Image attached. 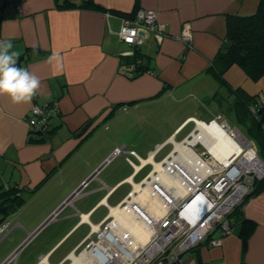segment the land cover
Wrapping results in <instances>:
<instances>
[{
  "label": "crops",
  "instance_id": "0c3cea01",
  "mask_svg": "<svg viewBox=\"0 0 264 264\" xmlns=\"http://www.w3.org/2000/svg\"><path fill=\"white\" fill-rule=\"evenodd\" d=\"M94 1L103 8H60L56 0L0 5V41H10V51L22 57L18 66L41 81L30 103L0 94V192L13 188L23 200L4 216L0 263L16 250L7 264H91L77 257L83 243L115 222L155 162L197 128L191 117L206 121L204 114L223 105L231 110L233 89L257 102L264 97V76L252 80L237 64L220 76L209 68L225 38L226 15L253 12L259 0ZM142 8L156 11L165 35L146 33L139 48L148 69L132 74L123 67L132 47L117 35L119 16ZM186 22L189 44L177 38ZM52 99L58 114L51 132L44 138L29 133L30 107ZM173 104L187 107L174 126ZM157 119L168 128L155 129ZM115 147L121 152L111 156ZM242 215L254 222L245 251L236 224L220 244L200 243L175 264H264V191L243 202ZM109 232L120 243L118 225Z\"/></svg>",
  "mask_w": 264,
  "mask_h": 264
},
{
  "label": "built area",
  "instance_id": "2783aa9c",
  "mask_svg": "<svg viewBox=\"0 0 264 264\" xmlns=\"http://www.w3.org/2000/svg\"><path fill=\"white\" fill-rule=\"evenodd\" d=\"M3 0H0V5ZM18 5V4H17ZM17 7V6H16ZM120 24L117 30L119 39L131 46L126 52L130 55L133 47L141 45L146 33L160 39L164 34L163 26L157 20V13L153 9L142 8L134 11L131 15H120ZM143 31V34L139 31ZM192 32L189 24L183 23L177 38L189 44ZM126 72H132L134 63L123 65ZM123 109H126L123 106ZM251 111L256 118L264 117V97L251 105ZM58 114L57 100L52 99L43 103H33L25 116L28 127L37 135H44L51 126V119ZM197 127V119L191 117ZM220 123L221 127L235 137L237 128L221 118L220 114L214 115L208 120ZM198 133V128L190 132L184 138L182 145L190 146L193 150L189 154L182 155L174 147L160 162L159 168L150 171L139 183L138 188L129 192L122 206H127L134 216H141L144 225L150 230L148 239L139 247L131 249L120 242L117 249L126 258L123 262L114 261L110 255L108 238L113 237L109 230L113 224L112 220L107 221L95 233V237H89L77 257L88 256L91 264H174L180 261L181 255L186 250L200 244L218 245L221 237L231 232L228 220V213L237 205L243 196L249 192L255 179L264 177V161L259 157L255 147L250 140L249 145L253 148L256 157L262 164V169L255 174L244 175L246 172L234 174L232 170L233 159L228 163H214L213 168L207 167L208 158L211 154L197 139L194 143L188 141ZM197 145L204 148L209 157L204 158V151H198ZM121 152L120 147H115L112 155ZM132 152V151H131ZM133 153V152H132ZM189 155V157H188ZM193 158V162H191ZM110 156L103 162L109 161ZM250 177V181H248ZM84 183V182H83ZM147 190L151 197L161 203L163 212L156 215L151 212L145 203H141L139 198L140 190ZM264 191V188H262ZM79 189L73 192L78 194ZM55 212L50 218L54 217ZM8 221L6 218L0 220V239L6 233ZM218 231L217 235H213ZM117 239L116 236H114ZM130 243V242H129ZM16 250L7 256L0 264L13 262ZM104 259V260H103ZM106 259V260H105Z\"/></svg>",
  "mask_w": 264,
  "mask_h": 264
},
{
  "label": "trees",
  "instance_id": "16d2710c",
  "mask_svg": "<svg viewBox=\"0 0 264 264\" xmlns=\"http://www.w3.org/2000/svg\"><path fill=\"white\" fill-rule=\"evenodd\" d=\"M137 2L135 0V4ZM56 4L60 8H103L94 0H56ZM134 11L131 10L127 15H131ZM30 50L31 52L36 50L37 54L41 52L38 49L26 47V51ZM129 63H134L132 72H130L132 74H140L148 69V66L143 62L139 46L133 47L132 54L125 55L124 65ZM231 64H237L252 80L264 76V0H259L253 12L226 15L225 38L209 68L220 76ZM232 91L236 96L230 109L245 129L247 138L255 144L259 157L264 161V125L251 111V105L257 101L254 96L245 93L242 89H233ZM51 130L50 126L47 133L39 136L44 138ZM28 131L33 133L29 127ZM262 188H264V177L255 179L249 192L227 215L231 228L236 224L239 225L238 235L242 241L243 251L247 248V240L254 228V222L243 217L242 204L249 196L261 191ZM22 201L13 188L1 191L0 220L4 219L10 208L20 205ZM240 264H244V262Z\"/></svg>",
  "mask_w": 264,
  "mask_h": 264
},
{
  "label": "bare ground",
  "instance_id": "6f19581e",
  "mask_svg": "<svg viewBox=\"0 0 264 264\" xmlns=\"http://www.w3.org/2000/svg\"><path fill=\"white\" fill-rule=\"evenodd\" d=\"M197 123L198 133H194L193 138L191 140L188 138V141L194 143L199 139L204 147L208 149L211 156L208 158L209 163H207V167L213 168L212 164L214 163H228L233 159L232 170L234 174L249 170L259 172L262 169V164L256 157L249 142L242 135L245 142L238 137V130L235 132V137H232L227 130L221 127L220 123L213 121L209 124L208 121L199 119H197ZM174 147L178 149L182 155H187L189 151L193 150L190 146L182 145L180 141L176 142ZM191 162H193V158H191ZM155 163V168H159V163ZM136 188H138V185L135 186V189ZM138 196V200L141 203H145L150 211L154 212L157 216L163 212L161 203L151 197L147 190H140ZM116 218L114 223L118 225V229H121L123 235L120 242H123L131 249L142 246L146 242L150 230L145 227L144 220L140 215L134 216L127 206H121L119 215L116 216ZM118 241L114 237L108 238L110 246L109 252L113 259H115L114 261L123 262L126 256L117 249V245L119 244ZM83 259H85L86 262H90L89 257L86 255L83 256Z\"/></svg>",
  "mask_w": 264,
  "mask_h": 264
},
{
  "label": "clouds",
  "instance_id": "9594fccd",
  "mask_svg": "<svg viewBox=\"0 0 264 264\" xmlns=\"http://www.w3.org/2000/svg\"><path fill=\"white\" fill-rule=\"evenodd\" d=\"M12 48L10 41H0V94L7 95L14 104L30 103L41 88V81L28 69L18 66L19 54L10 51Z\"/></svg>",
  "mask_w": 264,
  "mask_h": 264
},
{
  "label": "rangeland",
  "instance_id": "374dc122",
  "mask_svg": "<svg viewBox=\"0 0 264 264\" xmlns=\"http://www.w3.org/2000/svg\"><path fill=\"white\" fill-rule=\"evenodd\" d=\"M192 37V36H191ZM171 107V111H172V115H171V123H172V126H174V122H175V120L177 119V117L178 116H180V114L181 113H184L185 111H186V108L187 107H185V106H178L177 104H173L172 106H170ZM226 107H228L227 105L226 106H224L223 105V107H221L218 111H214V113H213V115H208V117H207V113L206 114H204L203 115V117H204V119L206 120V121H208L209 119H211L214 115H217V114H220L221 115V118L222 119H224L225 118V120L230 124V126L231 127H235V128H237V130H238V137L243 141V142H245V140H244V138L242 137V136H244V137H248V135H247V133H246V131H245V129L243 128V126H241V124H240V122H239V120L238 119H236V116H235V114H234V112L232 111V110H228V108H226ZM169 109V108H168ZM165 110L164 112H163V116H167V115H169V111L170 110ZM163 118V117H162ZM161 118V119H162ZM261 120H264V118H260ZM158 120H160V119H157L156 120V126H155V129H157V130H159V128H168V126H160L159 124L161 123L160 121H158ZM166 122V121H165ZM150 129H152V127L150 126L149 127ZM242 135V136H241ZM255 145V144H254ZM253 145V146H254ZM256 148V147H255ZM197 149H198V151H200V150H202V151H204V153H205V157L204 158H208L210 155H209V153L203 148L202 149V147L201 146H199V145H197ZM159 156H157L156 157V159L158 158ZM239 158V157H238ZM237 158V159H238ZM108 162V161H107ZM248 175V176H250V175H252L253 176V174H255V172L253 171V170H249V171H247L246 173H244V175ZM248 181H250V177H248Z\"/></svg>",
  "mask_w": 264,
  "mask_h": 264
},
{
  "label": "water",
  "instance_id": "95a60500",
  "mask_svg": "<svg viewBox=\"0 0 264 264\" xmlns=\"http://www.w3.org/2000/svg\"><path fill=\"white\" fill-rule=\"evenodd\" d=\"M139 33L143 34V31L140 30ZM21 59H22V57L20 56L19 59H18V62H17V63H19V61H20ZM245 138H246V137H245ZM246 139H247V138H246ZM247 140H248V139H247ZM76 190H77V189H76ZM72 195H73V194H72ZM66 200H68V198H67Z\"/></svg>",
  "mask_w": 264,
  "mask_h": 264
}]
</instances>
